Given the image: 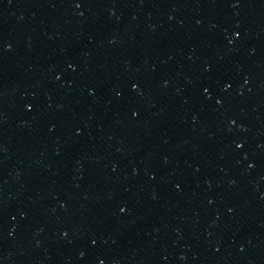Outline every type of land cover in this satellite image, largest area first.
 <instances>
[{
  "label": "water",
  "instance_id": "water-1",
  "mask_svg": "<svg viewBox=\"0 0 264 264\" xmlns=\"http://www.w3.org/2000/svg\"><path fill=\"white\" fill-rule=\"evenodd\" d=\"M0 264H264V0H0Z\"/></svg>",
  "mask_w": 264,
  "mask_h": 264
},
{
  "label": "snow or ice",
  "instance_id": "snow-or-ice-1",
  "mask_svg": "<svg viewBox=\"0 0 264 264\" xmlns=\"http://www.w3.org/2000/svg\"><path fill=\"white\" fill-rule=\"evenodd\" d=\"M77 7H79V5H77ZM133 87H135V85H134ZM216 103H217V104H219V103H220V101L218 100ZM238 146H239V145H238ZM122 211H123V210H122Z\"/></svg>",
  "mask_w": 264,
  "mask_h": 264
}]
</instances>
